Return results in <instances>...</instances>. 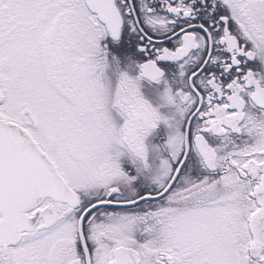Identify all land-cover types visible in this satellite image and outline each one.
<instances>
[{"label": "snow or ice", "instance_id": "snow-or-ice-1", "mask_svg": "<svg viewBox=\"0 0 264 264\" xmlns=\"http://www.w3.org/2000/svg\"><path fill=\"white\" fill-rule=\"evenodd\" d=\"M122 27L139 79L167 68L182 101L168 158L145 150L159 118L137 82L97 80ZM257 45L264 0H0V264H264ZM121 148L155 189L133 186Z\"/></svg>", "mask_w": 264, "mask_h": 264}, {"label": "flooded vegetation", "instance_id": "flooded-vegetation-1", "mask_svg": "<svg viewBox=\"0 0 264 264\" xmlns=\"http://www.w3.org/2000/svg\"><path fill=\"white\" fill-rule=\"evenodd\" d=\"M138 0H133V3H137ZM101 43L107 48V60L112 64V70L109 71V77L113 83L117 81L118 72L115 70L118 63L121 70L129 64V61L140 62V57L137 52V41L134 33L128 30L127 27H122L120 36L113 39L110 35L105 37ZM170 46V45H169ZM115 58V60L113 59ZM248 67L256 73L264 74V62L260 59L254 58L248 60ZM165 71V78L168 80L169 84L175 87L171 74L168 72L167 68L163 69ZM139 70L133 66L131 75L136 76ZM141 95L151 102L154 106L157 103V92L162 90L163 80L159 83L150 81L148 78H143L139 81ZM161 111H166V109H160ZM258 112V109H253ZM117 123H122V120H117ZM172 132V129L164 123H159L156 128L152 129L150 134L146 137L145 143L151 145H157L161 147L159 157L168 158V151L166 150V142ZM214 145L220 143V139L212 134L211 141ZM239 139L236 143H240ZM120 151L124 152L119 158V163L122 169L129 175L137 176L136 164L133 163V157L125 149L121 148ZM149 158L153 159L154 154L149 153ZM200 157L194 151L190 154L189 160L185 162V168L182 170V175L190 178L191 180L199 179L203 174V169L198 163ZM134 187L140 191H148L155 189L156 185L152 182L151 173L144 172L138 175V179L135 181Z\"/></svg>", "mask_w": 264, "mask_h": 264}, {"label": "clouds", "instance_id": "clouds-1", "mask_svg": "<svg viewBox=\"0 0 264 264\" xmlns=\"http://www.w3.org/2000/svg\"><path fill=\"white\" fill-rule=\"evenodd\" d=\"M253 55L255 58L260 59L264 62V46L257 45L254 46ZM115 60V58H113ZM133 66L136 67L135 61H129V64L125 67V69L121 70L117 63L116 71L121 75L127 76L129 79L135 80L137 82V86L140 89L139 81V73L136 76L131 75V71L133 70ZM112 70V64L107 60H103L99 63V72L97 76V80L100 83H106L109 77V71ZM163 89L157 92V103L154 106L147 99L143 98L148 102L150 107L155 110L157 117L159 118V123H164L165 125H171L174 120H177L182 115V101L176 95L173 86L169 84L167 80L163 81ZM160 109H166V111H161ZM248 116V123L250 125V131L253 135L256 136L258 142H264V112H257L255 110H250L245 113ZM119 135V127L115 124L113 126V136L116 137ZM144 147L146 152L154 154V158L159 157V153L161 151V147L157 145L146 144L144 141ZM113 154H116L117 149L115 146H112ZM151 173V179L153 180L157 175L155 172ZM190 179V178H188Z\"/></svg>", "mask_w": 264, "mask_h": 264}, {"label": "rangeland", "instance_id": "rangeland-1", "mask_svg": "<svg viewBox=\"0 0 264 264\" xmlns=\"http://www.w3.org/2000/svg\"><path fill=\"white\" fill-rule=\"evenodd\" d=\"M102 44V43H101ZM102 46H104L103 44H102Z\"/></svg>", "mask_w": 264, "mask_h": 264}, {"label": "water", "instance_id": "water-1", "mask_svg": "<svg viewBox=\"0 0 264 264\" xmlns=\"http://www.w3.org/2000/svg\"><path fill=\"white\" fill-rule=\"evenodd\" d=\"M113 38V37H112ZM114 39V38H113Z\"/></svg>", "mask_w": 264, "mask_h": 264}]
</instances>
